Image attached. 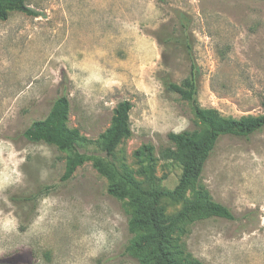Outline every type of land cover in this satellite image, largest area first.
Masks as SVG:
<instances>
[{"label":"rangeland","instance_id":"rangeland-1","mask_svg":"<svg viewBox=\"0 0 264 264\" xmlns=\"http://www.w3.org/2000/svg\"><path fill=\"white\" fill-rule=\"evenodd\" d=\"M26 3L38 15L16 11L0 19V262L145 264L147 253L128 249L142 234L128 226L135 206L108 193L110 181L94 158L126 166L147 189L134 153L150 144L161 189L177 185L182 155H160L172 147L168 134L204 130L194 104L162 81L167 75L181 83L189 74L183 49L164 42L176 33L180 12L191 20L200 68L196 103L237 118L263 114L264 0ZM61 95L70 101L67 126L86 138L79 149L90 156L67 181L61 180L67 153L23 134ZM124 100L132 103L131 134L107 156L100 136ZM202 180L238 219L191 215L173 234L175 256L264 264V129L221 138ZM195 199L191 185L161 206L172 215Z\"/></svg>","mask_w":264,"mask_h":264},{"label":"trees","instance_id":"trees-1","mask_svg":"<svg viewBox=\"0 0 264 264\" xmlns=\"http://www.w3.org/2000/svg\"><path fill=\"white\" fill-rule=\"evenodd\" d=\"M16 11L29 15L39 13L29 7L26 0H0L1 20L8 19ZM164 42L183 49L190 61V70L181 83L165 75L162 77L163 84L168 91L178 93L194 104V115L204 126L202 133L198 130L170 132L168 138L172 147L168 146L160 151L164 159H178L182 155V172L177 185L172 190L161 189L154 173V149L150 144L142 145L134 153L142 163L141 172L145 175L144 182L148 184L147 189L126 166L122 165L119 168L100 157L94 158L93 165L99 173L109 179L108 193L111 196L120 200L128 197L133 202L135 210L131 214L128 226L131 232L140 230L142 234L128 249H134L137 253H147L143 263L207 264L192 256L186 260H179L173 251V234L191 215L218 217L231 221L238 219L230 207L214 199L204 184L202 180L204 163L211 157L218 142L224 136L249 138L263 130L264 113L237 118L223 115L216 108H204L196 103L200 68L194 54L191 20L184 12L179 13L176 33L169 34ZM131 109L132 103L129 100L121 101L114 109L110 126L101 134L100 145L107 156L114 157L119 144L130 136ZM69 111V98L61 95L55 99L49 114L45 118L33 121L23 133L32 142L44 141L67 153L62 181L69 180L76 169L90 159V156L79 149V145L87 141L86 138L81 135L78 128L67 126ZM191 185L195 188L196 199L182 206L176 213L167 215L161 206V200L163 198L179 200ZM0 264L18 263L6 260Z\"/></svg>","mask_w":264,"mask_h":264}]
</instances>
